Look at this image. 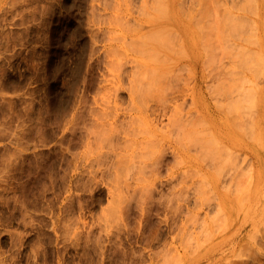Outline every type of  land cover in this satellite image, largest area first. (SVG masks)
<instances>
[{"label": "rangeland", "instance_id": "1", "mask_svg": "<svg viewBox=\"0 0 264 264\" xmlns=\"http://www.w3.org/2000/svg\"><path fill=\"white\" fill-rule=\"evenodd\" d=\"M263 22L0 0V264H264Z\"/></svg>", "mask_w": 264, "mask_h": 264}, {"label": "bare ground", "instance_id": "2", "mask_svg": "<svg viewBox=\"0 0 264 264\" xmlns=\"http://www.w3.org/2000/svg\"><path fill=\"white\" fill-rule=\"evenodd\" d=\"M263 24H264V22H263ZM156 42H157V36L156 35L155 36H151L150 37V43H153L154 47L156 46Z\"/></svg>", "mask_w": 264, "mask_h": 264}]
</instances>
